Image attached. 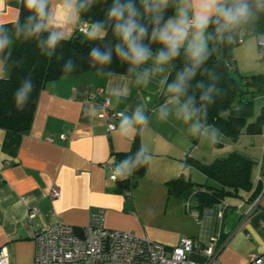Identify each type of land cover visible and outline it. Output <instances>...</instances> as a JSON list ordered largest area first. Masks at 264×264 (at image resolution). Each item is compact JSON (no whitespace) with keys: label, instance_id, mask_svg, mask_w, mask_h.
<instances>
[{"label":"crops","instance_id":"obj_1","mask_svg":"<svg viewBox=\"0 0 264 264\" xmlns=\"http://www.w3.org/2000/svg\"><path fill=\"white\" fill-rule=\"evenodd\" d=\"M21 5L19 0H4L0 9L3 25L19 18ZM78 24L79 17L64 29L66 38L75 33ZM261 36L264 12L232 34L229 68L236 79L264 74V60L259 57ZM11 71L10 64L0 65V76L9 77ZM161 84L152 76L147 84H140L136 75L114 72L63 75L49 81L41 91L32 124L20 137L15 153L8 132L0 128V255L7 256L8 264H35L38 231L60 222L80 229L100 210H104L108 228L149 237L169 249L183 237L199 236L201 225L186 211L182 198L168 194V182L184 176L205 183L206 175L189 160L209 164L232 151L254 160L253 190L244 192V198L225 199L229 207L223 227L229 239L220 264H254L249 260L252 252L264 257V196L250 215V203L246 201L258 187L264 189V125L259 134H250L244 128L236 141L212 126L205 127L206 135L193 136L188 130L190 124L175 117L174 105H169L172 112L166 120L158 118L159 107L168 99ZM99 90L102 94L93 98ZM104 98L110 100L112 110L129 116L142 107L148 117L143 131L137 128L131 137L122 136L119 129L109 132L107 122L97 115V104ZM263 99L264 94L255 97L253 105ZM211 128L218 130L215 142L209 141ZM135 144L151 157L137 185L156 188L163 199H173L172 212L162 218L140 210L133 190L130 197L117 191V183L106 168ZM54 185L61 190L58 198L50 195ZM34 207L38 212L31 218Z\"/></svg>","mask_w":264,"mask_h":264},{"label":"trees","instance_id":"obj_2","mask_svg":"<svg viewBox=\"0 0 264 264\" xmlns=\"http://www.w3.org/2000/svg\"><path fill=\"white\" fill-rule=\"evenodd\" d=\"M112 2L113 0H93L90 9L80 14L79 22L86 21L92 24L95 21L105 20L106 12ZM136 3L139 5V0H136ZM173 14L174 10L169 8L166 18ZM28 15L29 12L22 4L18 18L21 24L25 22ZM3 27L12 37L11 56L5 60L11 65L12 71L9 77L0 78V128L8 132L9 140H12L13 153L19 145L20 137L30 128L39 95L49 81L56 80L63 75L85 71L135 75L128 71L130 65L122 62L116 55L115 45L119 41L113 34L111 26H108L106 36L97 40L89 39L87 35L81 34L76 29L71 37L60 42L54 53L42 52L37 46L36 39L16 37L14 23L5 24ZM208 30L213 34V39L209 40L207 45L208 59L197 69L195 77L187 81V95L181 98L182 101L189 96H195V107L200 109V96L209 87H214L212 103L205 106L206 117L203 115L200 117L205 127H215L233 141L238 140L244 128L250 134L261 133L264 125V107L254 122L249 123L248 119L254 112V98L264 94V74L239 79L233 77L229 65L232 63L234 43L229 42L227 33L224 34L223 39L217 40L214 26L210 25ZM150 33L151 26L149 25V35ZM43 36L46 37L47 33H43ZM144 43L149 44V39L146 38ZM94 47H98L102 52L111 50L112 62L108 65L93 66L90 52ZM161 47L159 43L151 44L153 53ZM8 51L5 49V54ZM184 51V48L180 49V56L171 62V66L166 65L163 73L152 75L153 78L161 80L167 74L163 96L168 97L167 85L176 79L177 71L185 67ZM2 58L0 56V59ZM69 60L72 66L65 71V65ZM153 66V61L149 60L139 69L144 70ZM188 66L191 67V64L188 63ZM28 77H31L33 82V90L23 105L18 106L15 93L24 79ZM201 82L203 87L198 88L197 85ZM141 150L140 145L135 144L130 152L118 154V160L114 162V165L118 167L125 159L129 160L128 167L131 168V172L122 169L124 177L116 180L117 191L126 197L131 196L133 188L146 171L147 163H144L146 156L145 154L140 155ZM189 162L199 168L208 181L196 183L180 176L168 182L170 196L182 198L184 201L192 196L195 206L211 207L228 197L244 198V192L253 190L254 160L244 153L232 151L209 164L194 159H190ZM211 181L212 183H209ZM259 189L258 187L251 194L250 200L257 196Z\"/></svg>","mask_w":264,"mask_h":264},{"label":"clouds","instance_id":"obj_3","mask_svg":"<svg viewBox=\"0 0 264 264\" xmlns=\"http://www.w3.org/2000/svg\"><path fill=\"white\" fill-rule=\"evenodd\" d=\"M27 9L29 15L23 24L19 19L14 21L15 36L36 39L37 46L45 53H54L60 42L66 38L64 29L75 23L81 13L92 6L93 0H19ZM4 0H0V9ZM169 8L174 14L167 16ZM264 12V0H113L106 12V19L95 21L85 33L89 39H103L111 26L113 34L118 38L115 45L116 55L122 62L130 65L128 71L136 75L137 83L147 84L150 76L163 73L165 66L180 56V49L184 48L186 57L185 67L177 71L176 79L167 85L168 99L158 109V118L166 120L175 106V117L185 124H190L189 132L193 136L206 135L207 129L201 120V115L206 117L207 104L212 103L214 87H209L200 96L201 108L195 107V96L187 95V81L195 77L197 69L208 59L209 40L213 34L208 32L209 26L215 28V38L223 39L228 34L231 42L232 34L257 19V14ZM143 21V22H142ZM4 21L0 20V65L11 56L12 37L3 27ZM149 25L151 33L149 35ZM47 33V36H43ZM148 38L149 44L144 40ZM162 45L153 53L151 44ZM5 49L9 51L5 54ZM90 57L93 66L108 65L112 62L111 50L102 52L98 47L91 49ZM149 60L153 61L152 68H145L138 72L141 65ZM191 64V67L188 66ZM72 66L71 60L65 65V71ZM0 78H3L0 76ZM167 77H163L162 83ZM31 77L24 79L15 93L18 106H22L33 90ZM198 88L203 84L198 83ZM148 123V117L143 108L138 107L131 116L122 115L119 132L122 136L131 137L137 128L143 131ZM205 128V133L201 129ZM218 130L211 128L210 142L218 138ZM140 155H144L142 147ZM151 157H146L148 163ZM139 161V157H138ZM129 160L125 159L115 170L120 174L122 169L131 172Z\"/></svg>","mask_w":264,"mask_h":264},{"label":"built area","instance_id":"obj_4","mask_svg":"<svg viewBox=\"0 0 264 264\" xmlns=\"http://www.w3.org/2000/svg\"><path fill=\"white\" fill-rule=\"evenodd\" d=\"M88 25L86 21L79 22L77 30L85 35ZM259 45V57L264 60V36L259 38ZM161 85L164 93L165 82ZM97 93L93 98L102 94V91ZM97 107V115L107 122L109 132L119 129L122 115L129 116L112 110L108 98L99 101ZM106 168L111 171L113 180L124 177V172L116 173L114 164H107ZM50 195L53 198L60 197V187L54 185ZM263 196L264 189H261L253 200H246L250 203L248 215L260 204ZM184 206L200 223L202 231L197 237L181 238L170 249L149 237L108 228L104 210H100L80 229L60 222L38 231L35 235V264H220L221 252L229 239V236H224L223 227L229 205L221 200L211 207H197L191 196L184 201ZM37 212L38 208L34 207L30 217H34ZM249 260L254 264H264V257L257 252L250 253ZM0 264H8L7 256L0 255Z\"/></svg>","mask_w":264,"mask_h":264},{"label":"rangeland","instance_id":"obj_5","mask_svg":"<svg viewBox=\"0 0 264 264\" xmlns=\"http://www.w3.org/2000/svg\"><path fill=\"white\" fill-rule=\"evenodd\" d=\"M263 100L256 101V104L254 106L253 115L249 117L248 119L249 122L254 120L256 116L258 115V113L260 112L262 105H264L262 104L264 102L261 103V101ZM195 177H196L195 179H200L198 176H195ZM196 181H199V180H196ZM157 192L158 191L156 188L151 190L149 187H146V186L143 187V185H137L133 189V193H135L136 198H138L139 209L146 212L147 215H150L156 218H162V216H165L166 214H170L172 212L170 202H173V199L168 200V196H165L163 199L164 195L161 197L160 195H158ZM232 199L233 198H230V200Z\"/></svg>","mask_w":264,"mask_h":264}]
</instances>
